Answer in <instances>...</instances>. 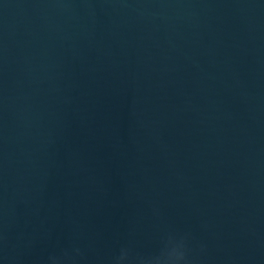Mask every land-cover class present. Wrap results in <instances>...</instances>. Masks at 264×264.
<instances>
[{"label": "water", "instance_id": "water-1", "mask_svg": "<svg viewBox=\"0 0 264 264\" xmlns=\"http://www.w3.org/2000/svg\"><path fill=\"white\" fill-rule=\"evenodd\" d=\"M181 238L264 264V0H0V264Z\"/></svg>", "mask_w": 264, "mask_h": 264}, {"label": "clouds", "instance_id": "clouds-1", "mask_svg": "<svg viewBox=\"0 0 264 264\" xmlns=\"http://www.w3.org/2000/svg\"><path fill=\"white\" fill-rule=\"evenodd\" d=\"M139 257L133 258L129 252V264H133V261H135V264ZM119 256L116 258L115 264H118ZM170 264H181V262H186V244L183 238L178 240V250L175 251L170 257Z\"/></svg>", "mask_w": 264, "mask_h": 264}]
</instances>
